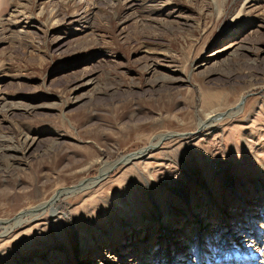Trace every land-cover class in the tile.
Returning a JSON list of instances; mask_svg holds the SVG:
<instances>
[{"label":"rangeland","instance_id":"374dc122","mask_svg":"<svg viewBox=\"0 0 264 264\" xmlns=\"http://www.w3.org/2000/svg\"><path fill=\"white\" fill-rule=\"evenodd\" d=\"M14 132L0 264H264V0H0Z\"/></svg>","mask_w":264,"mask_h":264},{"label":"bare ground","instance_id":"6f19581e","mask_svg":"<svg viewBox=\"0 0 264 264\" xmlns=\"http://www.w3.org/2000/svg\"><path fill=\"white\" fill-rule=\"evenodd\" d=\"M133 5V4H132ZM163 79H162V81H159V80H157L156 81V83H157V85H160L161 87L163 86V85H165L164 87H168L169 85H171L173 82H176V81H178L180 78L179 77H177V76H171V75H164V77H162ZM174 84V83H173ZM159 86V87H160ZM31 106V105H30ZM7 107H9V105L8 104H5L3 107H2V110H5ZM35 107H37V106H35ZM34 106H32V107H28V106H26L25 107V110H29L30 112H33V110H34V108H35ZM236 108V107H235ZM28 111V112H29ZM209 119H213L212 117H209ZM208 122V119H206V120H201V122H200V125H206L205 123H207ZM28 138H29V135L27 134V133H19V132H14V135H11V136H8V137H6V138H4L5 140H7V142L8 141H10V143H6V145H0V158L1 157H3V158H5V159H8V161L10 160V159H14V158H17L19 155H17V152L16 153H5V150L6 149H11L12 151H22L24 154H25V152L29 149V147H30V145L26 148V146H27V144L29 143L27 140H28ZM146 150V149H145ZM144 151V150H143ZM143 151H140V152H137L138 154H140L141 152L143 153ZM21 152V153H22ZM22 153V155H24ZM132 156H135V154L134 155H132ZM138 156V155H137ZM131 155L130 156H128L127 158H125V161H128V160H130L131 158ZM2 158V159H3ZM6 161V160H5ZM124 162V161H123ZM111 168H109V167H107V168H104L101 172H103V173H105V172H107V171H109ZM7 171V170H6ZM103 173L101 174V175H103ZM102 177V176H101ZM100 178V177H99ZM97 182V181H96ZM95 181L94 182H90L89 184H94V183H96ZM70 191L69 190H59V191H56V193L53 195V197H52V200H51V202H50V204H55L58 200H59V198L63 195V194H67V193H69ZM44 206V205H43ZM41 208H42V206H40ZM39 209V208H38ZM23 214V213H22ZM27 214H29V213H26V215L24 214L23 216L26 218V217H28L29 215H27ZM23 216H19V218L17 219V221H15L13 224H7L6 222H8L7 220H5L6 222H5V224L6 225H9V226H6L5 225V229H8L9 227H13V226H17V225H19L23 220H24V217ZM4 223V221L2 220V221H0V224H3ZM217 263V262H216Z\"/></svg>","mask_w":264,"mask_h":264},{"label":"water","instance_id":"95a60500","mask_svg":"<svg viewBox=\"0 0 264 264\" xmlns=\"http://www.w3.org/2000/svg\"><path fill=\"white\" fill-rule=\"evenodd\" d=\"M239 105H241V103H240ZM224 114H225V113H223L222 115H224ZM156 146H157V145H154V146H148V147L146 148V150H144L143 153H147L151 148H154V147H156ZM137 152H138V151H137ZM137 152L131 153L130 155H132V154L134 155V154H135V156H136L135 158H137V157H138L137 155H139ZM99 177H101V175H99V176L96 177V178H99ZM102 177H104V176L102 175ZM102 177H101V178H102ZM101 178H100V179H101ZM100 179H99V180H100ZM85 181H87V180H85ZM85 181H84V182H85ZM80 185H82V184L75 185L73 188L76 189V188H77L78 186H80ZM60 190H61V189H60Z\"/></svg>","mask_w":264,"mask_h":264}]
</instances>
